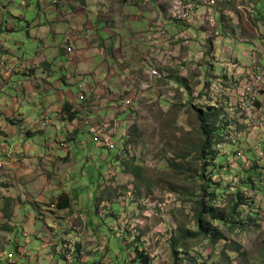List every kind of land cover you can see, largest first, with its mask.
Returning <instances> with one entry per match:
<instances>
[{"label":"rangeland","instance_id":"374dc122","mask_svg":"<svg viewBox=\"0 0 264 264\" xmlns=\"http://www.w3.org/2000/svg\"><path fill=\"white\" fill-rule=\"evenodd\" d=\"M81 1L63 2L71 14ZM112 1L115 11L106 14L114 32L108 51L110 56L117 53L118 57L109 60L117 69L102 76L107 60L99 50L95 52L97 66L90 74L74 66L82 58L62 57L58 43L63 36L54 39L52 34L53 25L59 27L55 7L61 2L29 0L32 5L25 6L26 0H0L5 23L10 21L16 27L6 35L9 42L1 49L4 46L7 53L35 59L41 47L54 61V67L44 68L42 76L31 78L26 88L22 81L28 75L12 74V82L6 85L3 81H11L10 77L0 75L4 114L11 113L14 99L21 97L18 109L41 117L44 109L39 104L57 101L59 94L62 108L52 105L46 115L58 118L57 110L69 103L80 114V128L88 131L84 127L92 125L93 135L98 119L92 116H104L108 126L100 123L105 129L101 137L111 132L114 142L111 149L98 146L103 141L86 134L77 143H64L63 135L59 138L58 133H52V146L42 142V148H37L43 151L40 157L27 155L25 145L36 148L43 139L30 140L26 129L27 142L19 144L10 132L20 124L19 115L9 118L11 124L6 123L4 132L9 155L1 152L0 144L4 165L0 206L12 209L14 219L8 220L2 211L0 264H11L9 255L17 264H146L133 262L136 246L149 255L148 264H262L264 82L255 84L250 71L255 63L264 64V0ZM94 6L92 0L88 11L102 29L98 35L106 38L107 25L98 21ZM40 28L47 30L43 41L34 39ZM163 30L166 35H161ZM80 32L88 39L97 38L87 28ZM115 33L123 35L117 46ZM3 67L7 68V63ZM247 85H252L259 98L254 113L238 104ZM213 111L218 115L211 118L208 128L216 130L211 139L217 157L204 168L201 149L209 138L200 114ZM60 115L65 116L64 112ZM69 124L63 129L74 133L76 126ZM70 151L71 159L66 161L53 156L58 152L66 157ZM131 167L137 170L131 172ZM211 173L215 184L204 192ZM71 184L80 186L72 193L79 189L80 203L77 201L75 209L80 217L68 210L60 218H52L64 224L54 228L55 235L37 229L45 227L43 210L37 216L38 227L25 225L23 220L31 218L32 222L31 214L38 215L37 206L40 211L42 206L52 207L49 198L59 197L65 186L70 191ZM55 188L62 192L56 193ZM210 192L215 194L211 201ZM236 194L246 200L239 207L236 224L218 223L210 216V206L228 214L229 201ZM202 198L208 201L199 211ZM205 225L218 226L222 232L215 244L193 237ZM48 243L51 246L45 248ZM63 244L74 248L73 254H65L68 259L60 253L65 250ZM87 257L92 260H82Z\"/></svg>","mask_w":264,"mask_h":264},{"label":"crops","instance_id":"0c3cea01","mask_svg":"<svg viewBox=\"0 0 264 264\" xmlns=\"http://www.w3.org/2000/svg\"><path fill=\"white\" fill-rule=\"evenodd\" d=\"M41 1L42 0H40V2ZM44 1H46V0H44ZM53 1H54V3L56 1L61 2V4L59 5V8H57V6L55 7V9L58 12V16L55 18V21H56V23H59V27L57 25H53L54 29L52 31V34L54 36V39H56V37L58 35L63 36L62 42L58 43L59 47L61 48L62 57L67 58V59L79 58V57L82 58L81 61L74 63V66H76L77 68H80L82 70H86V71L89 70L88 74H90V73H92L91 71L95 70V68L97 66V63L95 61V58H96L95 52L98 53L97 50H99V54L101 56L105 57V58H103L104 60L105 59L107 60L106 62L103 63V65L105 66L104 68H105L106 72H104L105 74L102 72L101 73L102 76H105L108 71H110V72L114 71L115 72L117 68L114 69L112 67L111 63H109V60L114 59L115 57H118V55L115 52V49H114V52H115L114 56H110L111 53H109V51H108L109 46H110L109 43H110V41H112L110 38H112L114 32H111L113 27L108 26L109 25L108 24V20H109L108 17L109 16L106 14L110 13V11H113V12L115 11V9L114 8L111 9V7L113 6V4H116V3L112 0H108L109 2H106V0H95L94 9H95V14L99 17L98 21L106 23V25H107L105 27V31L107 32L106 33L107 37L104 38V37H101V35H98L99 29H101V28H98L95 20L91 19V17L94 16V14L92 12L88 11V8L91 6L92 0H88V2H87V0H82L81 1L82 3H78L79 6H77V8L74 10V12L71 11V14L69 12L68 4L66 3V6H64V3H65V2H63L64 0H53ZM31 5H32V3H30L29 0H26L25 6H31ZM39 6L42 9L41 3ZM101 6H102V9H100ZM20 18L25 19V17H20ZM85 28L88 29V32L91 35L95 34V36H97V38L94 37L95 39L93 40L91 38L88 39L86 36H83L80 31L82 29H85ZM40 29L41 30H39V32L37 34H35L34 39H37L38 41H43L46 38L45 34H46L47 30H42V28H40ZM15 30H16L15 25H13V23H11L10 21H7V23H5L4 14L2 12H0V46L2 44L7 43V41L9 42L7 36L11 32H14ZM161 35H166V31L163 30V33ZM4 36H6V37H4ZM30 36H33V35L31 34ZM121 37H123V35L119 36L116 34V36L114 37L115 39H113L115 46L120 44V41L118 39ZM99 39H101L102 42L99 41ZM11 43H14V41H12ZM53 47H56V46L53 45ZM70 48L72 50H70ZM7 49L8 48H6L4 46L2 49L0 47V60L2 58H4V59L7 58L8 60H10V62L14 61V72L10 73L11 74L10 75L7 72V68H4L3 65L0 64V75L3 74L5 77H7V79L10 77V79H8V80H11V81L4 82L1 79V81H3V83H4V85L9 84V82H12L13 76L15 74L17 75V74L24 73V74L29 76V78L22 81L24 84V87L26 88L28 86V83L31 81V78H33L36 75H37V77L42 76L41 74L43 73L44 68H47V67L51 68V66L54 67L53 66L54 61L50 60L47 51H44L41 47L38 49L37 56L35 59H27L26 57L18 56L13 51L10 52L11 54L7 53ZM107 51H108V54H107ZM93 53H94V57H93V55H91ZM56 55H57V57H59L58 53H56ZM67 63L71 64L72 62L67 61L66 64ZM40 66L42 68L39 69L37 72V69ZM55 71L56 70L53 68L52 74L55 75ZM12 74H14V75L12 76ZM11 76H12V78H11ZM62 76H64V74ZM89 78H90V76H89ZM88 84L92 85L93 83H91L88 80ZM3 87L4 86L1 87L2 90H0V95L3 93ZM62 90L64 92V89H62ZM70 90L72 91V89H70ZM88 90L92 91L91 87ZM56 96H57L56 97L57 101H55V99H50L51 101L45 105L43 103L39 104L40 109H42V110L44 109L41 117L37 116L35 113L33 115V114L21 112L20 109H18L20 107V105L22 104L21 97L14 99V105H12V110H11V106H8L9 109H7V110H11V113H10V111L7 112V116L5 115L6 113L4 114V112H6L5 106L1 105V103H0V144H2L1 152H5V153H7V155H9V153L7 152L9 145L7 143L8 142L7 139H5L6 135L4 134V132H6L5 131L6 126H7L6 123L10 125L11 122H10L9 118L14 117V116H18V115H19L18 117L20 119V124L18 126L13 127L10 132H11V135H13V138H15V140H17L19 142V144H21V143L23 144V143L27 142L28 138L26 139V137H25V134L27 131L26 129H29L28 135H29L30 140H32V139L42 140L43 139L42 141H40L39 146L36 148H34V147L29 148L27 145H25L24 150L26 151L27 155H29V154L31 155V153H33L36 155V157H40L43 151H39V149H37V148H39V147L42 148L41 147V146H43L42 142H46L48 147L50 145L52 146V144H49V141L52 140V133H58L59 138L61 137V135H63L64 138H63V141H61V142H64V143L67 142V143H71V144L77 143L81 135L85 136L86 134H89V135H91V137H94L91 134L90 129L88 127L87 128L84 127L88 131L82 130L80 128V126H79L80 123L78 122L79 120L76 119L74 122H70L67 120L66 116H63V115L61 116L60 114H61V112H63L64 109L63 110H60V109L57 110L59 112L57 114L58 118L54 117V116L51 117L49 115H46V111L52 105L56 106L57 108L58 107L62 108L64 101L60 100L59 94H57ZM42 102H44V100ZM48 104H49V106H47ZM65 105H64V107H65ZM74 111L78 113V119H79V116H80L79 112L75 108H74ZM93 117L95 119H98V121H100V123H106L108 126V120H107L108 118H105L104 116L99 117V116H96L95 114H94V116H92V118ZM65 123L66 124L70 123L69 125H72V127L76 126L75 132L74 133L66 132L65 129H63V125H65ZM46 126H48L47 127L48 131L45 133L44 129ZM79 130H81V131H79ZM11 135H10V137H12ZM109 135H111V132L110 133L106 132L105 137H108ZM8 140H9V138H8ZM11 142H12V140H11ZM11 145L12 146L14 145V148L17 146V145L15 146V144H12V143H11ZM98 146H100V144H98ZM66 154H67V156L64 157V156L59 155L57 152V154H54L53 156L55 157V155H56L57 158H60L61 160H64V161L68 160V158L71 159V151L66 152ZM49 159H51V157H49ZM10 161L11 160H9V162ZM3 169H4V165L2 163V159L0 158V172ZM41 187L42 186L39 185V188H41ZM79 187L80 186L76 187L75 184H71V186H70L71 189L69 191V189L65 186L64 193H61L62 191L59 190L61 188H59V189L55 188V190H56L55 192L61 193V194L59 195V197H57L55 195V196H51V198H49L51 203L54 202V205L52 207H49V208L42 206L41 211H40V207L37 206V208H36L37 210H35V212L38 215H32L31 214V217H33L32 222H31V218H28V220L27 219L23 220L25 222L27 221L25 223V225L29 227V224H31V226H30L31 228L35 227V226L38 227L36 224L37 222H39L37 216H39V215L41 216V213L43 210V212H44L43 215H45V217H42V219L45 221V227H43V229H41V228H37V229H38V231H41L44 233H51L52 235H55V229L54 228H59V226H61L63 223H62V221L54 222V221H52V220H54L52 218H54V217L60 218L61 216H63L62 213H65L68 210H70L73 213H75V211L77 212V210L75 209V204L80 199L79 189L77 190V193H75V194H72V193L76 188H79ZM49 189H51V188H49ZM55 197H56V199L54 200ZM44 200H46V197L44 198ZM79 203H80V201H79ZM25 205H26V203H25ZM2 211L7 214L8 220L14 219L12 216L14 211L12 209L9 210V207H8V209H6V207L0 206V219L1 220H3ZM29 214H30V212H29ZM81 215L82 214L77 212L78 217H80ZM49 222H50V224H49ZM52 223H55L54 224L55 226L52 225ZM18 226H19V224H18ZM61 227H63V226H61ZM14 229L15 228H13L12 230H14ZM11 232L12 231H10L9 233L11 235H13ZM56 234L58 235V232ZM63 245H64L65 250L60 251V253L66 259H68V256H65V254L66 253L68 254L71 252L73 254L74 248H73V246L68 247L65 244H63ZM50 246L51 245L49 243L45 244V248L50 247ZM0 248H1V245H0ZM19 250L22 253L25 252V249H23L21 246L19 247ZM79 250H82L81 247H79ZM23 255H24V253H23ZM82 260L83 261L89 260V262H90L92 259H91V257H87V258L82 259ZM38 261H40V260H38ZM18 264H19V262H18ZM39 264H43V263L40 261Z\"/></svg>","mask_w":264,"mask_h":264},{"label":"trees","instance_id":"16d2710c","mask_svg":"<svg viewBox=\"0 0 264 264\" xmlns=\"http://www.w3.org/2000/svg\"><path fill=\"white\" fill-rule=\"evenodd\" d=\"M211 110H216V109H211ZM64 115L67 117V120L70 122H74L76 119H78V113L74 111V108L71 104L67 103L64 107ZM218 115V112H212V113H207L206 115H204V113L200 114V119H201V123H202V127L205 130V135L209 138L207 141H205L203 148L201 149V160L205 161L204 162V168L206 166L207 163L212 162L216 159L217 155L214 151V141H212L211 138H214L215 134H216V130H211L209 127V122L211 120L212 117ZM134 132V131H132ZM135 135H138V133L135 131ZM173 166H177L179 167V170L182 169L181 166L179 165H175L173 164ZM137 168L136 167H131V172L136 171ZM213 173L210 174V178L208 180V183L205 184L204 187V192L207 190V187H211L213 184H215L213 182ZM215 196L214 192H210L209 198L210 201L213 199V197ZM207 201L205 198H202V202H199L200 204V210L199 211H203V207L205 204H207ZM245 199L239 195L236 194V198H233L232 200L229 201V213L226 214L225 212H223L224 210H219L217 208H213V206L211 205L209 208L210 211V216L216 220L218 223L221 224H226V225H230V224H236L235 218L238 217L239 215V207L241 204L245 203ZM243 222V221H242ZM202 226V225H201ZM222 232L219 230L218 226L215 227H210V226H204L202 227V229H199V232H195L194 234V238L196 237H201L203 239H207L209 240L212 244H215L218 239H220ZM237 249L238 251L240 250V246L237 245ZM140 248H138V246H136V260L134 259L133 262H144L146 264H148L150 262V258L149 255H144L143 250L139 251ZM261 262L262 264H264V255L261 258Z\"/></svg>","mask_w":264,"mask_h":264},{"label":"built area","instance_id":"2783aa9c","mask_svg":"<svg viewBox=\"0 0 264 264\" xmlns=\"http://www.w3.org/2000/svg\"><path fill=\"white\" fill-rule=\"evenodd\" d=\"M256 54V53H255ZM7 63V70L9 73L14 72V64L10 63V60L8 59H1L0 60V64L1 65H5ZM256 66H254L251 71V79L253 80V82L255 84H261L262 82H264V64L261 66H257V64L255 63ZM32 68V67H31ZM238 104L240 105V107L249 112V113H254L259 107V98L257 97V95H254V88L252 87V85H247L245 86L242 91H241V95H240V99L238 100ZM89 123V122H87ZM95 127L93 128V132L94 135L96 136L97 140H102L103 142L100 143L103 146L106 147H113L114 143H113V139L112 136L109 135L108 137H101L102 135H104L105 129L103 128V126L100 124V121H96L95 122ZM89 126L92 127V125L89 124ZM90 127V128H91ZM114 133H117L114 131ZM113 134V132H112ZM7 259L9 260V262L11 264H15L16 262L14 261V256L13 255H9L7 257Z\"/></svg>","mask_w":264,"mask_h":264},{"label":"clouds","instance_id":"9594fccd","mask_svg":"<svg viewBox=\"0 0 264 264\" xmlns=\"http://www.w3.org/2000/svg\"><path fill=\"white\" fill-rule=\"evenodd\" d=\"M100 9H102V6H101V8H100ZM87 127H88L89 129H91L89 125H88ZM117 133H118V132H117ZM91 134H92V133H91ZM92 135H93V134H92ZM93 136L96 138V136H95V135H93ZM123 136H124V135H123ZM112 139H113V138H112ZM113 143H114V142H113ZM99 144H100V143H99ZM105 147H106V146H105ZM113 147H114V146H113ZM113 147H111V148H113ZM106 148H110V147H106ZM111 148H110V149H111ZM15 262H16V261H15ZM15 264H17V263H15Z\"/></svg>","mask_w":264,"mask_h":264}]
</instances>
